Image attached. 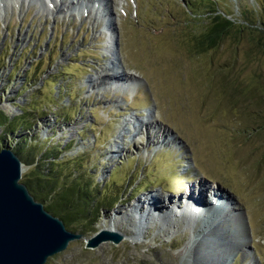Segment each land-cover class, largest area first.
I'll list each match as a JSON object with an SVG mask.
<instances>
[{
  "label": "rangeland",
  "instance_id": "374dc122",
  "mask_svg": "<svg viewBox=\"0 0 264 264\" xmlns=\"http://www.w3.org/2000/svg\"><path fill=\"white\" fill-rule=\"evenodd\" d=\"M112 2L108 10L117 50L110 46L102 21L89 17L49 16L37 5L29 11L9 9L0 16V114L19 123L23 117L34 125L22 132L23 137L35 138L28 141L34 150L27 148L24 156L50 149V164L43 162L45 174L54 170L57 183L65 184L72 175L86 180L87 173L99 192L96 204L102 212L65 225L80 239L46 264H182L180 256L185 255L193 231L203 229L208 235L195 250L198 264L214 261L213 255L222 257L223 264L250 260L264 264V31L258 23V4L255 0ZM218 14L232 21V31L215 48L201 54L193 51L192 39L204 33ZM106 49L114 55H107ZM116 56L125 73L135 75L138 89L133 94L117 91L115 96L100 91L104 95L99 97L87 84L111 63L123 73ZM39 108L48 114L41 112L39 117L34 112ZM133 115L145 122L140 135L139 122L124 126V119ZM7 143L0 142V149ZM118 148L122 152L114 153ZM32 171L22 163L21 182L33 176ZM197 182V195L206 199L202 207L207 210L202 213L190 203L184 206L182 199ZM212 192L231 199L241 224L225 218L210 228L223 217L216 216L214 205H220L211 200ZM154 195H182L164 205L173 206L178 217L165 225L150 221L138 234L130 209L139 199ZM190 207L196 218L188 225L180 214L192 213ZM103 227L123 240L89 249L87 240ZM241 230L246 238L239 242L248 243L240 247L245 258L227 243Z\"/></svg>",
  "mask_w": 264,
  "mask_h": 264
},
{
  "label": "bare ground",
  "instance_id": "6f19581e",
  "mask_svg": "<svg viewBox=\"0 0 264 264\" xmlns=\"http://www.w3.org/2000/svg\"><path fill=\"white\" fill-rule=\"evenodd\" d=\"M11 2L12 4H14L17 8L19 7H23V5H39L38 7V11L47 13L49 16L52 15V9H54L53 11L57 10L60 13V10H58V5H63V7L65 8H71L72 10H77L79 16H82L83 14H87V17L91 18V20H93L94 22H101L103 24V30L105 31V35L107 36L108 42L110 43V46L113 49H116V29L112 26L111 21L109 19L110 16V8L108 10V7H111V5H113L112 0H81L82 3L84 4V6H80L78 7V3L79 0H0V15H2L3 13L6 14V11L9 9H12V7L10 6L11 4H9V2ZM100 1V4L97 2ZM107 1V2H106ZM109 1V3H108ZM58 4V5H57ZM93 4H96L98 6V10H94L93 9ZM91 5V6H90ZM57 8V9H56ZM61 7H59L60 9ZM69 9L67 11H69ZM108 10V11H107ZM102 12V13H101ZM2 13V14H1ZM62 13V11H61ZM57 14V13H56ZM4 15V14H3ZM95 15L96 19L92 16ZM112 19V18H111ZM114 43V45H113ZM107 50V55H110L112 57L113 55V51L110 49H106ZM118 57V56H117ZM116 57V58H117ZM120 60V67L123 69L124 72H126V68L124 67L120 57L117 58V60ZM119 62V61H118ZM112 66V67H111ZM102 70L99 72H97L95 75V77H93L92 79H90V81L88 82L87 86L90 88L89 91L94 92V90H97L98 93H96L99 97L103 96L105 91L108 92H112V96H115L117 91L118 92H127L130 94L131 92H134L135 89L138 87L139 81L136 80L134 75H127V73H120L118 71H116V69H114V63L109 64V66H105V68H101ZM111 80V81H110ZM115 89L116 92H114L113 90L110 89ZM93 89V90H92ZM107 89V90H106ZM96 91V92H97ZM103 91V92H100ZM102 93V94H101ZM147 112H149V110H146ZM150 119V117L148 118ZM124 126L129 125V124H136L137 122H139L137 125V129H138V134H142L140 133V131H142L141 126L145 125V122L142 120H138L134 115L133 116H129V118L124 119ZM151 123V122H149ZM144 127V126H143ZM164 140H166V138H164ZM171 141V140H170ZM122 149L118 148L117 152H114L116 154L121 153ZM200 182V181H199ZM197 182V187L192 188V190L194 189V192H192V190H190V192L188 194H185V196L182 199H185L186 201L184 203H186V205L184 206H188V203H190L192 206H196L198 209V211L205 212V207L203 206L204 201H206V199H204V197L202 196V194L197 195V191L199 190V184H204L202 182ZM204 186H206L209 189H212V187L208 186L207 184H204ZM204 186H201L200 190H203L204 192L206 191V187L204 188ZM189 190V189H188ZM216 190V189H215ZM200 192V191H199ZM183 195V194H182ZM180 195V196H182ZM178 196V197H180ZM199 196V197H198ZM177 196H158V195H154V197H144L139 199L135 205H133L131 207V213L134 215L133 218L136 221V225L134 227V229H136V233L141 234V232H143V226H145V224H149L150 221H156L159 222L161 225H165L167 223H170L171 220H174V218L178 217V213L175 212L173 210V206H169V207H165V203L169 202L170 204V199H175L178 198ZM208 197V196H207ZM161 198H168V199H161ZM170 198V199H169ZM190 198H195V199H190ZM212 198L211 199L213 201V203H219L220 206L218 205H214V207H216V216L217 215H223V217H217L211 224H210V228H216L221 222L224 221L225 218L230 219V218H235L239 224L242 223V216L241 214H239L238 209L234 206V204H232V201L230 198H228L226 195L223 194H218L216 192H212ZM210 202V201H209ZM207 202V203H209ZM172 203V202H171ZM180 204V203H179ZM183 205H181L179 208H181ZM200 206V207H198ZM213 206V205H212ZM232 206V207H231ZM154 207L156 209H158V211H160V209H163V211L160 212H155L153 209ZM146 210L147 211L145 213H142V210ZM192 213L187 212V210H185L184 212H182L180 214V216H182L183 220L190 225L191 221H194L196 218V212L195 210H193L191 207L188 208ZM141 217V219H140ZM243 225V224H242ZM239 228L241 229V225L239 226ZM243 228V227H242ZM104 233L110 235V236H117V234L114 233L113 229L111 228H106L103 227L102 230ZM193 237L192 239L186 244L185 246V255L180 256L181 257V261L182 264L186 263V264H198L197 262V258L195 254V250L197 248V245H199L204 238L207 237V233L206 230H200V231H193ZM220 234H217V237L220 239ZM246 238V234L244 231L241 230V234L239 235H235L233 234L231 236V241L232 242H227L228 244H232L233 243V247L236 248L234 249L235 251H240L242 252L243 250H240V247H247L248 243H240L239 241H242V239ZM223 241L227 239H225L224 237H222ZM238 252V253H240ZM243 253V258L246 257V255ZM214 259V261H209L205 264H218L221 263L223 264L224 259L222 257H219L217 255H213L210 259ZM247 264H255L253 262V260H250L247 262Z\"/></svg>",
  "mask_w": 264,
  "mask_h": 264
},
{
  "label": "water",
  "instance_id": "95a60500",
  "mask_svg": "<svg viewBox=\"0 0 264 264\" xmlns=\"http://www.w3.org/2000/svg\"><path fill=\"white\" fill-rule=\"evenodd\" d=\"M22 163L9 149H0V264H46L80 235L69 232L58 217L44 209L21 182ZM123 236L103 231L87 240L94 250L119 243Z\"/></svg>",
  "mask_w": 264,
  "mask_h": 264
},
{
  "label": "trees",
  "instance_id": "16d2710c",
  "mask_svg": "<svg viewBox=\"0 0 264 264\" xmlns=\"http://www.w3.org/2000/svg\"><path fill=\"white\" fill-rule=\"evenodd\" d=\"M259 6L260 15L258 23L264 31V0H255ZM209 28L202 34L195 36L192 39L193 51L197 53H205L218 46L225 36L234 28L232 21L226 16L220 14L212 16ZM26 82V81H25ZM25 109L22 110V115L26 116ZM34 112L40 117V113L46 116L48 113L44 109H35ZM50 113V112H49ZM23 123H19L15 118L9 119L0 114V142L7 143L11 138V146L9 143L3 144L4 148L11 150L25 165L32 166L34 175L26 177L22 183L26 186L31 196L38 202L44 205V209L55 217H58L67 226L72 222H78L81 219L85 220L88 216H96L102 212L98 209L96 199L99 194L98 189L90 183V176L85 174L86 180L82 176H74L65 178V184H58L54 170H48L45 174L43 162L47 161L50 164L51 159L47 157L50 149H46L44 154L31 151L24 156L27 148L33 149L28 141L34 142L35 138L23 137L22 132L30 131L34 125L26 122V119L20 117ZM64 118V117H63ZM61 118V119H63ZM64 120V119H63ZM9 137V138H8ZM30 146V147H29ZM34 150V149H33ZM55 150V148H53ZM38 154V155H37ZM52 157V156H51ZM53 163L57 158H53ZM59 164V163H56ZM57 166V165H56ZM50 173V175H48ZM49 176V177H48ZM110 205H113L112 203Z\"/></svg>",
  "mask_w": 264,
  "mask_h": 264
}]
</instances>
